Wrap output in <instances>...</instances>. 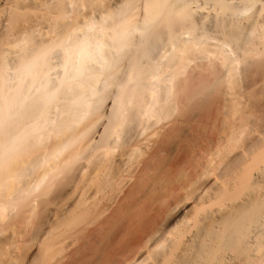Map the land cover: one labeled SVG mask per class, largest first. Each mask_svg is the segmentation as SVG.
<instances>
[{"label":"bare ground","instance_id":"bare-ground-1","mask_svg":"<svg viewBox=\"0 0 264 264\" xmlns=\"http://www.w3.org/2000/svg\"><path fill=\"white\" fill-rule=\"evenodd\" d=\"M0 264H264V0H0Z\"/></svg>","mask_w":264,"mask_h":264},{"label":"rangeland","instance_id":"rangeland-1","mask_svg":"<svg viewBox=\"0 0 264 264\" xmlns=\"http://www.w3.org/2000/svg\"><path fill=\"white\" fill-rule=\"evenodd\" d=\"M209 4L212 6V1H211V3H209ZM210 5H208V7H211ZM20 240L22 241V240H24V238H21ZM33 253H34V252H32V257H33V255H34ZM30 254H31V253H30Z\"/></svg>","mask_w":264,"mask_h":264}]
</instances>
